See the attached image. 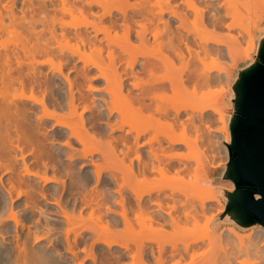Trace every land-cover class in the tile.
<instances>
[{
  "label": "bare ground",
  "instance_id": "bare-ground-1",
  "mask_svg": "<svg viewBox=\"0 0 264 264\" xmlns=\"http://www.w3.org/2000/svg\"><path fill=\"white\" fill-rule=\"evenodd\" d=\"M237 1L139 0L136 5L130 0H0V264H153L151 256H154L155 264H264V247L258 246L256 238L244 241L233 226L223 227L219 232V225L214 223L213 237L195 239L196 233L190 231L194 232L197 227L192 226L191 221L195 224L200 215L208 212V203L218 198L202 196L203 192L212 190L204 188V191L198 185L193 190L194 183L191 190L181 187L188 190L183 192L185 197L187 195L186 200L182 193L176 194L180 190L176 187L177 180L172 183L168 180L170 170L180 176L186 174L184 171L192 167L193 163L189 162L192 158L175 153L163 160L154 148L156 143L162 148V137L170 143V148L183 145L193 149L201 142H205L206 147L207 143L212 145V136L216 135L205 136L208 127L205 118L188 116L187 121L180 124L184 130L180 136L176 132L177 136L170 135L172 124L177 126V123H168L171 130L168 126L167 133L163 129L162 140L155 135L147 142L152 148V157L148 161L143 159L141 148L145 144L140 142L147 132L132 125L140 120L141 107L146 106L151 92L156 88H167L165 80L160 83L161 78L160 81L157 78L141 79L142 72L153 76L161 66L174 69L179 57L187 67L181 71L186 69L189 74L185 78L183 73L182 76L176 71L182 77L174 78L180 80L178 83L171 77L170 87L175 91L180 88L191 91L194 100H202L207 93L211 94L202 92L205 87L221 81L229 83L230 73L217 67L216 61L209 63L206 56L213 60L217 52L218 56L231 60L242 58L243 53L235 45L218 49L208 44V40L222 44L214 31L225 26L232 28L233 20L240 19L237 4L241 5V1ZM134 9L138 11L129 13ZM191 14L195 18H191ZM230 18L232 23H229ZM117 28H124L123 38L129 43L135 32L134 37L149 50H152L151 37L155 42L167 37L173 57L159 47L163 55L151 53L154 60L151 57L146 62L140 61L139 58L151 55L149 51L143 46L127 45L121 46V50L131 55L132 60L123 71L115 61L121 55L114 49L107 50L112 59L110 64L94 59L93 53L103 56V47L97 44L103 40L99 34L104 33L109 41L112 32L119 36ZM189 28H204L202 34L207 30L210 36H201L199 40L200 36L190 35ZM9 34L17 35L23 42L9 47L2 40ZM190 36L195 37L193 41ZM195 41H201L197 43L202 46L199 50L194 47ZM200 50L205 52V57L201 56ZM214 51L215 55L211 54ZM188 52L190 56L197 53L196 64L189 55L186 57ZM101 81H105L104 86L98 85ZM190 105L182 109L187 112ZM191 106L189 110L198 113L210 108L221 113L216 105ZM180 111L176 108L177 122ZM116 113L120 117L112 122ZM162 113H166L165 110ZM189 130H194L195 138L187 136ZM77 143L82 147H77ZM119 144L127 148L126 154L136 155L138 165L131 159V164L124 170V176L134 178L135 183L128 180L122 183L117 175H105V166L92 158L101 155L105 159L110 152L117 154ZM160 151L164 153V148ZM89 157L92 159L87 163ZM155 173H160L163 181L167 179L169 187L174 186L170 192L164 191V185L153 186L159 180ZM192 176L198 178L196 173ZM127 187L132 191L129 197ZM178 205L184 210L189 205L190 211L188 207L187 212L182 210V216L192 230L189 225L181 224L183 217ZM88 209L87 217L96 221L86 218L90 225L85 220ZM133 213L147 230H154V222L160 224L156 230H163L168 225L176 234L185 228L189 229L188 238L193 240L189 238L185 242V235L180 236V230V243L185 242L181 245L172 232L173 243L168 242L169 251L165 253V246L159 244L158 256L149 255L143 242L116 237L122 223L126 227L124 232H135L131 220ZM55 214L58 218H54ZM131 242L138 246L136 252H130ZM129 257L132 262L127 261ZM247 258L256 261L250 263Z\"/></svg>",
  "mask_w": 264,
  "mask_h": 264
},
{
  "label": "rangeland",
  "instance_id": "rangeland-1",
  "mask_svg": "<svg viewBox=\"0 0 264 264\" xmlns=\"http://www.w3.org/2000/svg\"><path fill=\"white\" fill-rule=\"evenodd\" d=\"M137 1H139V0H130L131 3L136 4V5H137ZM177 1L180 2V0H177ZM240 1H241V5H240V3L237 4V6H239L240 13H239L238 17H240V19L238 18L239 19L238 20L236 18L235 20H233L230 18V20H229V23H232L233 21L235 22L234 27L227 28L225 26V28L224 27L223 28H217L216 30L218 31V33H217V31H214L215 32L214 36L216 38L218 37L219 39H221L222 41L220 40L221 41L220 43H222V44L216 45L215 42H211L210 40H208L211 37H208V39L206 38L208 40V44L210 46L212 45L213 48L218 47V49L219 48L223 49L225 47V45H226V47L228 45H235L236 48L238 47L237 49L246 56L245 57L241 53L242 55L241 54L240 55L242 58H239L237 60H234V59L231 60L230 58H227L223 55H221L222 57L218 56L220 54H218L217 52H216L217 55H215L214 53H215L217 48L215 49V51L213 53H211V54L215 55L216 60L215 59L212 60V59H210L209 56H206V58H207L206 60L210 61L209 63H214L216 61L217 67H221L223 69H226L225 71H228L230 73L231 80L229 81V83H225V82L221 81L219 83L218 82L214 83L213 85H211V87L210 86L205 87V88H203L202 92L207 93V91H209V93L211 92V94L208 95V93H207L206 97L202 98V100L201 99L199 100L198 98H196L194 100L195 95H193V93L191 91L187 92V90H183V88H180V89H178V91H175L172 89V87H170V81L174 80L173 82H175V80H176L174 78L181 79L180 77H182L183 75L186 78V75L189 74V71H186L187 67L184 65V62H182L183 60L182 59L179 60V57H178V59L176 58L177 55L175 56V59L173 58L174 60H176V59L177 60L175 61L176 63L174 65L175 66L174 69L172 66H170V69L172 68L171 71H169L170 69H167V67L164 68V66L163 67L161 66L159 69L157 68V70H155V74L153 76H151L150 73H144V72H142L143 70H141V72H142V75L140 74L142 77L141 79L149 80L151 78H154V79L157 78L158 81L161 80L160 83L165 80L164 85L167 88L166 87H165L166 89L156 88L154 91L151 92L150 96L146 100V106L141 107L142 112L139 113V114H141L140 120H137V122L132 124L134 127L133 126H131V127L147 132L141 138V141H140L141 143L145 144L143 146V148H141V150H142L141 153H142V156L144 157L143 159L145 161H148L149 158L152 157V153H150L152 148L150 147L149 144H147V142H151L152 137L155 135L157 136V138L159 137V140H162V138H163L162 141H164L163 146H162V148H164V153H162L160 151V149H162L161 145L156 143L155 147H154L156 149V151L159 153L158 154L159 158L165 160L166 158H168L169 155H175V153L183 154L184 156L190 155L189 157H190V159L191 158L192 159L189 162H191L193 164L190 165V166H192L190 168V170L187 169L188 172H187V170L184 171V172H186V174L184 173L185 175L181 173V176H180L179 175L180 173L177 174L178 172L176 173L175 170L174 171L170 170V173H169L170 178L168 180L170 181V183L175 182L177 180L175 183L178 186L176 185V187L178 188V190H180V192H175L176 194L182 193L181 196L183 195V197H185L184 196L185 194H183V192L188 191L185 189L191 190V188H192L191 184L194 183V185H193L194 188H192L193 190L196 189L197 185H198V187L201 186L203 188L202 190H204V191H205L204 188H207L206 191H208L209 189L212 190L211 192H206V193L203 192L202 196L215 195L218 198L217 200H214V201H211V203L210 202L208 203L209 204L208 209L206 208V210L208 212L205 211L204 216L200 215L201 216L200 220H199V218H200V216H199V218L196 220L198 222V224L196 223V221L194 222L195 224H193V222L191 221V225L192 226L196 225L195 227H197V228L193 229V230L196 229L194 232L190 231V232H192L191 234L196 233L197 237H195L193 235L195 237V239L200 238L199 240H201V238H202L205 240H209L211 237H213L215 232L212 231V228H213L214 223H216L217 225H219V227H218L219 232L222 231L223 227L225 228L227 226H233L236 228L237 234L241 238H243L244 241L247 242L249 239L251 240V239L256 238L257 242H258V246L264 247V232H261V230H260V229H262L264 231L263 225L257 223V224L251 225V226H238L235 223L231 222L230 219H228V220L226 218L222 219V215L225 213L226 207H227V199L224 195V191H234L235 190V185L232 181L222 180L219 176V172L222 169H224L225 166L230 161V155H229V148L228 147H229V144L231 143L232 136H231V131H230V127H229V121H230L231 116L235 113L234 106L232 103V99L235 96L233 93V90H232V83L235 80V78L237 77V74L244 67H246L249 64L258 60L259 41H260V37L264 34V13H263L264 0H239L237 2H240ZM242 1H243V3H242ZM259 3H261V4L263 3V4L261 5ZM256 4H259L260 6L259 5L257 6ZM254 8L255 9L257 8L258 10L257 9L254 10ZM261 8H263V9H261ZM260 10H262V12ZM137 11H138L137 9L129 10V13H133V12H137ZM255 12L257 13V15L255 14ZM77 13H75V14H77ZM120 14L121 13H119V15ZM77 16H78V14H77ZM67 17H65V19ZM191 18H195V15L191 14ZM67 19H70V17H68ZM238 23H240V24H238ZM134 29H140V28H133V30ZM189 29H191L190 35H196V38L200 36L199 40H201V36H203V37L210 36V34L207 32V30L205 31V33L203 32V34H202V30H205L204 28H189ZM192 29H193V31L195 30V32H193ZM211 29L213 30V28H211ZM211 29L209 28V30H211ZM90 30H92V28H90ZM117 33L119 34V36L117 35L118 37L115 36V32H112L111 36L109 37L110 38L109 41L105 39L104 33L99 34V37L101 38V40L102 39L103 40L97 44L100 45L101 47H103L104 51H103V56H99L98 54L93 53L92 55H93L94 59H96L97 61H100L103 64H105V63L110 64L112 62L111 61L112 59H110V56H108L109 52H110L109 50L114 49V50L118 51L119 54L121 55V57H119L115 61L117 64L121 65L120 70L123 71V68L125 66H127V64L132 60V57L129 54L123 53V51L121 50V46H127V45H129V46L139 45V47L143 46L144 47L143 49H145L147 52L149 51L148 52L149 54L153 53L154 55H160V56L163 55V50H164L165 54L168 51L167 54L170 53L169 55H171V56L174 53L172 51V54H171V48L168 47L169 46L168 45L169 40L167 37H161L159 39L158 42H160V46H159V43L155 42L156 40H154V38L151 37L150 41H149V43H150L149 45H152L151 46L152 50L151 49L149 50L148 47H146L142 43H140L139 39L138 40L136 39L137 38L136 36L134 37L135 32H134L133 37L131 39L132 43L127 42L123 38L124 28H117ZM216 33L218 34V36ZM204 34H207V35L204 36ZM16 36L9 34L8 36L4 37L5 39L3 38L2 40L5 41L9 47L10 46L14 47V45L16 43L21 44V42H23L22 38L19 39V37H16ZM203 37H202V40L204 41L205 38H203ZM194 38L192 36L191 40L193 41ZM198 42H196V45L194 46L197 49L199 47L198 44L201 41L199 43ZM204 42H207V41L205 40ZM210 46H209V48H210ZM159 47H163V50H161L162 48H159ZM201 47H199V48H201ZM224 49H226V48H224ZM107 50L109 51L108 55H107ZM165 50H167V51H165ZM150 51H152V52H150ZM185 52H186V50H185ZM200 52H201V50H200ZM153 54L149 55L150 57L147 55L146 58L142 57L139 59H140V61L146 62L148 60V58L151 59V57H152V60H154ZM202 54H203V51L201 52V56L205 57V52L203 55ZM187 55H189L190 59L193 58L192 63L193 62H194V64L197 63V61H198L197 60L198 56H196L197 53L195 54V52H194V55L192 53L191 56L193 55V57L190 56L189 52H188V54L186 53V57L188 58ZM142 63L143 62H141V64ZM186 64H187V62H186ZM80 65L82 66V62L79 63V66ZM184 66L186 69L183 72L181 70H183ZM176 68L178 70H176ZM176 71H180L181 75H182V73H183V75L178 76V75H180L179 74L180 72L177 73ZM171 77H173V80L170 79ZM159 78H161V79L159 80ZM179 81L176 80L177 83ZM104 83H105V81H103V82L101 81L98 83V85L104 86L105 85ZM136 92L141 93L142 91L137 90ZM190 104L196 105L198 107H202V106L203 107H212V106L216 105L220 108L221 113L215 112L212 108L204 111L203 113L194 112V111H192L191 108L189 110V107H192ZM187 105H190V106L188 107V111L185 112L186 110H183L182 108H185ZM120 107H121V105H120ZM124 107L125 106H123L122 108H124ZM135 108H137V107L135 106ZM176 108L181 109V111H180L181 115L177 118V119H179L178 122L175 119L176 118ZM160 110L162 112L165 110L166 113L163 114ZM188 116H195V117L201 116V117L205 118V123H206V125H208V127L205 126L206 127L205 128V136H209V135L212 136L213 133L216 135V137L212 136L213 137V144L212 145L211 144L209 145V143H207V145L209 147L208 146L206 147L205 146L206 144H204L205 142H203V143L201 142L202 144L199 142L200 146L196 147L194 145L193 149H190L188 146L185 147L183 145L177 146L175 148L169 147L170 143L168 141H166L164 139V137H162L165 134V132L166 133L168 132L166 130L168 123H171V124L177 123V126L172 124L173 129H172V132L170 135L174 136L175 132H176V134L179 133L178 135L180 136V133L182 131L184 132V130L181 128L180 124L182 121L183 122L187 121ZM119 117H120V114L116 113L115 118L113 117L111 119V121L115 122L116 120L119 119ZM114 119H116V120H114ZM178 124H179V126H178ZM129 128H130V126H127V129H129ZM160 129H162V132ZM163 129L166 131L164 132ZM167 129L169 130L170 127ZM159 132H161V133H159ZM188 132L189 133H187V132L186 133H187V136L189 135L188 136L189 138H195L196 133L194 132V130H189ZM162 133H163V135H162ZM206 134H209V135H206ZM217 135L220 137H217ZM175 136H177V135H175ZM214 137H215V139H214ZM216 138H218V139L216 140ZM192 140H194V139H192ZM214 142H216V143H214ZM76 145L79 148L82 147L79 143H77ZM221 145L225 147L224 150H223V147L221 148ZM117 147H118L117 148L118 149L117 154L110 152L106 155L105 159L102 158L101 155H95L92 158H93V160H98V162L100 160L99 163H102L103 166H105V175H107V176L108 175L109 176L117 175V176L121 177L122 183L123 182L125 183L126 180H128L132 183H135L134 178H129V177L124 176V170H125V166L131 164V161H130L131 159H133V161H134L133 163H136L138 165V161L136 160V155L134 153H131L130 155L126 154L125 150H127V148L122 144H119ZM218 151H219V153H218ZM92 158L89 157L86 162L90 163V160ZM194 158H195V160H193ZM121 159H123V161H124L123 163H122ZM194 173L198 174L197 179H196V177L192 176V175H194ZM155 176H157L159 178V180H156L154 182L153 186L164 185L165 186V189H164L165 192H170V189H172L174 187V186H171L172 188L169 187L170 186L169 181L167 179L163 181L161 179L163 176L160 173H155ZM178 176H180V179ZM185 176H186V178H183ZM178 179L183 181V182H187V183H183V182L181 183V181H180L178 184ZM167 182H168V184H167ZM231 182H232V184H231ZM174 184H172V185H174ZM206 184L210 188L205 187ZM230 184L232 185L231 188H230ZM61 186H62V184H61ZM182 186H184L183 188H185V189L181 188ZM114 187L117 188L116 185ZM115 194L117 195V197L120 198L119 194H117V193H115ZM131 194H132V191L127 187L126 188L127 197L131 196ZM178 198H180V197H178ZM186 198H187V195L185 197V200H186ZM132 199H133V197H132ZM182 199H184V198H182ZM171 203H173V202H170V204ZM215 205H216V207H215ZM181 207H180L181 210H179V211H181V213L180 212L179 213H180L181 217H183L182 216V214H183L182 210H184L183 209L184 207L183 206H181ZM187 207L189 208V205H187ZM187 207L185 206L184 212L186 211ZM213 207H214V209H213ZM117 209L121 210V207L117 205ZM189 211H190V208H189ZM87 212L90 213L89 209H88V211H85V220L87 218L88 221L94 222L95 220L92 219L93 220L92 221L91 218L87 217V216H89L88 215L89 213L87 214ZM53 216H54V218H55V216H56V218H58V215H56V214ZM90 217H92V216H90ZM165 217L168 218L167 215H165ZM95 219H97V218H95ZM184 219H185V216L183 217L181 224L182 225L186 224L184 226L189 225V227H190L191 225L189 223L187 224L186 219L185 220ZM131 220L134 222L135 229H136L135 232H124L126 227L122 223L120 226H118L119 234H117L116 237L117 238H126V239L127 238H129V239L133 238L134 240L136 239L137 241H141L145 244L147 252L149 253V255L153 253L155 256H158V254H159V248H160L159 244H162L163 246H165V250H164L165 253L169 251V249L171 247L169 245V243L172 239L171 238L172 232H174L173 234L177 235V237L179 238L178 243H180L181 238H182L180 236L185 235V237L183 239L185 242H187V240H189V238H190V236H189V238L187 236V234H190L188 231H189V229L192 230V228H191L192 226L188 230H185V228H183V226H182L181 228H183V229H180L182 235L179 236L180 230H178L179 232L177 231L178 233L176 234L174 231L175 229L174 228L171 229V226H168V225L163 230H161V229L156 230V227L160 226V224L157 222L153 223V226L155 227L154 230H147L138 222V217L135 215V213L131 214ZM88 221L86 224H88ZM193 221H194V219H193ZM88 225H90V222ZM157 229H159V228H157ZM186 229H187V227H186ZM185 231H187L188 233H185ZM138 234H140V235L138 236ZM175 235H174V238H175ZM193 236H191V237H193ZM177 237H176V239H177ZM190 240H193V239L190 238ZM175 242H177V241H175ZM171 243H173V240L171 241ZM184 243L181 242L180 244L183 245ZM130 245H131L130 252H136L138 250V246L135 243L131 242ZM113 249H117V248H113ZM122 250L126 251L125 249H122ZM151 257L153 258L152 259L153 264H155L156 262H155L154 256H151ZM247 259L250 263H254L256 261L255 258H247ZM127 261L132 262L133 259L129 257L127 259Z\"/></svg>",
  "mask_w": 264,
  "mask_h": 264
},
{
  "label": "water",
  "instance_id": "water-1",
  "mask_svg": "<svg viewBox=\"0 0 264 264\" xmlns=\"http://www.w3.org/2000/svg\"><path fill=\"white\" fill-rule=\"evenodd\" d=\"M232 90L230 161L220 178L232 181L235 190L224 191L227 207L222 219L238 226H264V34L258 60L237 74Z\"/></svg>",
  "mask_w": 264,
  "mask_h": 264
},
{
  "label": "crops",
  "instance_id": "crops-1",
  "mask_svg": "<svg viewBox=\"0 0 264 264\" xmlns=\"http://www.w3.org/2000/svg\"><path fill=\"white\" fill-rule=\"evenodd\" d=\"M224 169H222L220 172H219V176L223 173Z\"/></svg>",
  "mask_w": 264,
  "mask_h": 264
}]
</instances>
